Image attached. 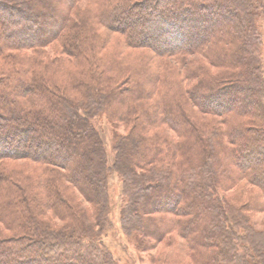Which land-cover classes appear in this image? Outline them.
<instances>
[{"label": "trees", "instance_id": "obj_1", "mask_svg": "<svg viewBox=\"0 0 264 264\" xmlns=\"http://www.w3.org/2000/svg\"><path fill=\"white\" fill-rule=\"evenodd\" d=\"M80 1L0 0V58L5 61L0 75V212L3 208L9 213L17 206L24 191V184L16 180L13 170L4 167V161L26 159L45 170L44 187L49 191L47 201L39 200L35 190L26 193L23 201L28 212L34 213L31 202L41 209L58 210L66 205L65 196L55 188L56 182L62 181L79 188L90 200L88 193L95 195L98 202L93 203L104 204L103 216L109 202L107 161L91 119L94 112L109 108L108 114L115 113V118H133L139 123L143 117L150 126L163 122L186 136L172 146L161 135L151 140L140 134L137 138L136 129L129 135L138 140L133 154L135 166L151 170L155 180L150 188L141 183L134 188L131 215L133 211L140 215L133 229L156 230L158 236L176 229L186 239L195 264H259L249 250L234 243L236 238L230 230L252 233V245L261 259L264 233L250 230L243 208L218 196L223 191L221 182L228 186L239 176L264 190L262 39L251 25L253 0H103L94 13L97 22L119 33L126 46L147 48L157 59L154 72L143 64L135 66L117 59L112 68L123 76L109 74L111 65H103L94 53L101 37L96 29L86 27L88 18L72 19L70 11ZM222 9L228 11V17L222 18ZM210 21L220 23L205 27ZM40 26L53 29L41 32ZM198 27L206 28L199 37L195 36ZM55 40L61 42L63 54L82 65L80 71L64 79L57 76L67 60L44 54ZM212 43L224 45L214 47L218 52L211 57L213 63H226L231 70L186 86V78L179 74L187 56L205 51ZM153 96L157 103H145ZM221 103H225L223 108L218 106ZM193 106L225 119V131L195 122ZM119 146V165L138 179L145 177L136 169H126L124 146ZM191 149L193 154H186L189 158L178 171L159 165L166 157ZM35 181L30 179L32 189L36 188ZM161 187L176 199L162 202L163 195L154 196L153 190ZM139 195L150 200L136 207ZM151 200L154 206L167 209L151 208ZM249 206L264 208V200ZM160 212L161 218H154ZM71 213L73 218L78 216ZM186 215L189 217L182 218ZM38 219L20 220L24 233L0 238V264H113L107 251H102V257L91 254L90 250L98 247L91 243L86 246L85 235L75 233L80 225L66 228L69 231L65 235L61 231L55 234L44 222L48 226L37 232Z\"/></svg>", "mask_w": 264, "mask_h": 264}, {"label": "rangeland", "instance_id": "obj_2", "mask_svg": "<svg viewBox=\"0 0 264 264\" xmlns=\"http://www.w3.org/2000/svg\"><path fill=\"white\" fill-rule=\"evenodd\" d=\"M102 2L103 0H81L76 8L70 11V15L73 20H77L81 16H86L88 18V26L86 27H93L99 32L101 40L99 41L98 47L95 48L94 53L98 54L99 60L103 65H111V67L108 68L109 74L115 75V73H118L119 70H115L112 68V65L115 64V61L117 59L135 66H137V64H143L147 67V69L149 67L150 71H156L158 68L157 59L150 54L151 51L149 49H134L126 46L122 36L119 33L106 30L101 25L100 21L97 22L96 18L94 17V13L96 8L103 4ZM253 2L255 15L251 20V23H253L251 25L258 31L259 36L261 35L262 47L260 50L261 55L259 60L261 62L264 75V0H253ZM147 11L148 9H145L144 13H147ZM228 15V11L222 9V18H226L228 17ZM131 17L134 18V16ZM57 21L58 20L56 19V22L54 23H57ZM219 23L220 22L218 21H210L206 24L205 27H210L217 24L219 25ZM41 26L39 29L43 30L41 32H46L48 29H53L52 27L45 29ZM205 29L198 27V33H196L195 36H197V34L198 37L201 36L205 32ZM144 35L147 34H143L142 36ZM189 39L190 37L186 41L188 42ZM216 45L217 44L212 43L206 48L205 51L196 52L187 56V63L182 67V73L179 74V76H183L184 78H186V86H194L195 84L201 82L202 79H206L207 76H209L208 78H215L219 77V75H224L225 72L231 70L229 65H226V63H219L218 65H216L211 60V57L215 55L214 53L218 52L214 50V47ZM217 46L222 47L224 45L218 44ZM225 46L231 47L228 45ZM44 52H46L44 54L47 55V57L49 56L54 59L55 57L60 56L61 59L63 58L67 60L65 63V69H63V71H61L57 76L61 77L62 79H64V77H67L69 74L80 71L79 68L82 67L79 62L78 64L77 62L71 60L68 55L63 54L64 52L59 40L53 41L52 44L44 50ZM21 53L23 54V52ZM4 67L5 61L0 58V75ZM117 75L123 76V73L120 72ZM148 102L149 104H155L157 103V98L155 96L147 98L145 100V103ZM225 103H221L218 106L222 107ZM94 107L102 108L101 106ZM108 109L109 108H104L103 111L99 110L94 112V118L91 119L92 124L94 125L99 137L102 140L101 143L107 161L106 185L109 202L108 205L104 206V211H106V213L103 216L100 215V213L102 212L101 207L104 204L100 203L99 205L93 203L94 200L98 202V198L95 195L88 193L91 198L90 200L86 198V196L81 192L79 188L72 184H69L68 182L64 183L62 181H57L55 188L65 196L66 205L60 207L58 210L49 209L46 207H42L41 209L38 204H36L35 202V204L31 202L30 208L34 213L32 214L28 212L27 210L29 208L25 207V201H23L26 193L30 192L31 190H35L34 194H37V198H39V200L47 201V199H49V191L44 187V181L46 177L42 173L44 169L40 164L30 162L26 159L5 160L4 167L8 170H13L16 180L21 184H24L25 187L23 186V193L20 192L22 199H20V202L17 204V206L11 207L9 213L6 214L4 213L5 210L3 208L1 209L2 213L0 212V238H9L17 234L24 233L21 230H25V227L24 224H20V220L24 221L32 218L35 221V219L39 218V223L38 221L36 223V225L38 226V228L36 226L37 232L43 231L45 225L48 224L49 227L53 228L55 234H58V232L61 231L63 234L67 235L69 230H67L66 228L75 226L78 227L80 225V227L82 228H80V230L75 233L79 236L85 235L83 237H86V246L88 243H91L94 244V247L95 245L96 247H98L96 248V250L93 249L94 251L90 250L91 254H99L102 257L104 256L102 255L103 252L106 253L107 251V255L110 254L112 257L113 264H195V258H193L192 254L189 251V248H187L186 239L176 229L168 232L164 236H158L157 234L159 232L156 230L147 232L136 231L133 229V227L136 225V221L138 220L140 213L133 211V215H131V205L133 201L132 199L135 196L134 190L136 189V187L139 185V183H141V185L145 184L146 187L150 188V185H155V180H153L154 177L151 176V170L146 168H139L138 165L135 166L133 154L135 144H138V140L130 137L129 135L132 133V131H135V129V132L137 133H135L134 136L137 138H140L139 134L145 135L147 137V140H151L154 137L161 135L166 137L168 142L171 143L172 146H177L178 143L184 140L186 136L182 137L174 129L170 128L163 122L159 124L154 123L150 126L148 124L149 121L143 117L139 123L133 118H115V113L109 115ZM191 112H193L191 116L193 120L199 125H203L204 128H209L210 126L215 125L221 129H224L225 131L227 127L225 119L221 120L217 115L203 113L194 106L193 111ZM231 120L234 121V118L232 117ZM144 124L147 125V127L144 126ZM224 142L227 143L226 140H224ZM120 144L121 146H124L122 147V160L126 163V169H136L137 172L145 174V177L141 176L140 179H138L134 174H130L128 170H124L125 168L123 169L119 165L117 156H119ZM186 152L187 153H176L175 157L173 158L166 157V160L162 163L159 162V165L172 166L175 171H178V169L183 168V165L187 162V158H189L186 154H193L192 152H194V150L191 149ZM85 173H88V171H86ZM30 179H32L33 181H40H35L36 188L32 189ZM220 184L223 191L218 193V196H220L222 200L227 197L229 201L233 202L237 206H240L241 209L243 208V213L249 218L250 221V230L255 229V231L264 233V208H261L259 206L253 208L252 206H249L254 201L263 202V188L251 184L244 177L240 176L237 180L233 181L228 186L224 183L222 184V182ZM85 188L86 192H88L87 187ZM153 193L154 196L158 195L159 193L163 195L157 196L165 197L162 198V202L174 201L176 199L174 195L170 194V192H167V190L163 187L156 190L154 189ZM4 198L8 200L10 197ZM1 199L3 198L0 197V200ZM149 200L150 199L145 197V195L137 196L135 199V202H137L136 207H141L143 203L148 202ZM150 202V205H153L152 202H154V200H151ZM151 208L161 210L167 209L166 206L160 207L159 205H153L151 206ZM71 212H77L76 214L78 216L76 218H73V214ZM84 213L87 214L88 217H86ZM161 215V212L156 213L154 218L160 219ZM188 217L189 216L187 215L182 216V218L184 219ZM127 219H130L128 221L129 223L127 222ZM145 222H147V220H144V224L146 226L147 223ZM229 224H231V221L229 222ZM228 227L231 228V226L229 225ZM230 231L235 235L236 239L234 238V243H237L243 248L245 247L244 249L249 250V254L251 255V257H255L259 260L256 262H258L259 264H264V259H261L257 256L258 254L255 252V249L252 245V233H248L244 229L239 228H234ZM30 232L32 233V230ZM243 243L245 245H243ZM84 252L89 251L84 249Z\"/></svg>", "mask_w": 264, "mask_h": 264}]
</instances>
